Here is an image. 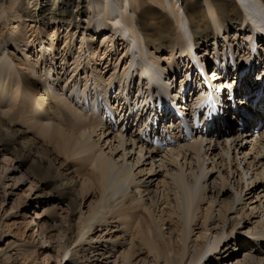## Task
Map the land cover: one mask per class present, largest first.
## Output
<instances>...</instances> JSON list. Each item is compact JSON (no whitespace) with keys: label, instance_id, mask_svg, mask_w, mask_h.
Returning <instances> with one entry per match:
<instances>
[{"label":"bare ground","instance_id":"1","mask_svg":"<svg viewBox=\"0 0 264 264\" xmlns=\"http://www.w3.org/2000/svg\"><path fill=\"white\" fill-rule=\"evenodd\" d=\"M70 28L72 30L69 31ZM32 30H36L34 32L37 34L29 35ZM76 35L79 37L76 38ZM97 37L102 41L94 48L89 43L99 39ZM75 38L78 39L77 42L81 40L79 49L73 52ZM120 38L123 43L117 40ZM59 43L64 45L62 51L57 47ZM31 46L41 48L40 52L37 51L39 54L30 56ZM263 46L264 0H89L88 3L86 0H0V104H7V108L14 110L19 99L29 100L28 104L21 101L22 105L18 106L17 112L9 121L0 118V144L22 162H32L28 168L31 175L48 185L61 201L68 203L73 212L77 211L83 190L75 188V179L68 173L70 168L66 165L67 160L58 161L60 167L64 166L63 169L68 167L65 171H59L56 176L51 174L55 161L44 148L46 143L43 144L37 136L30 137L21 129V124L39 121L42 123L38 127L39 135L53 143L59 155L92 167L87 176L98 192L95 206L90 208L88 215L73 224L72 231L70 226L72 237L57 252V264H62L63 258L67 259L69 255L74 264H100L102 256L105 260L108 259L106 254L111 252L108 247L110 244L101 249L98 242L101 237L97 238L93 233L99 224L113 215L128 219L139 218L137 228L141 229L138 235L142 245L164 264H210L211 256L216 253L227 255L231 239H238L235 228L241 222L234 223L231 231H226L223 225L219 231L214 230L208 239L211 226L208 223L213 219L214 205L221 189L227 185L226 179L220 178V184L215 179L214 193L217 195L212 194L208 198L207 189L210 185L204 183L206 159L201 160V155L204 152L205 138L207 135L209 138V134H217L223 138L237 129L235 133L239 135V142L244 139L238 125L241 117L248 123L244 132L255 134L257 144L264 148V57L260 53ZM21 53L26 56L23 58ZM202 53L203 58L200 57ZM60 56L61 62L71 59L72 66L74 65L71 77L63 88L71 91L70 97L73 96L74 101L57 92L60 77L57 78L56 61ZM240 59L241 62L238 61ZM235 61L240 65H235ZM212 62L219 65L228 77L243 73L240 81L237 77L230 86V94L220 92V88L219 93L214 91L215 86H219L216 85L217 82L226 84L230 78L221 77L216 68L212 78L207 72L208 69L211 72L210 67H214ZM185 67L184 73L182 68L185 70ZM107 68L113 71L108 78L104 73ZM25 71L40 80L34 81ZM81 72L85 77L77 80ZM258 74L263 77L261 82L256 79ZM47 75L51 77V81L45 79ZM174 75L182 78L180 91L175 85L177 83L168 81V77ZM48 81L52 83L51 87H45ZM189 84V93L195 92L194 97H197L195 101L191 98L189 105L200 104L197 122L203 125H200L196 134L180 135L181 131H185V121H171L170 126L164 127L169 128L170 133L173 129L177 130L171 137L168 136L167 141V136L160 133L159 125H165V121L170 118L168 116H176L173 110H177L181 116L188 115L189 106H180L178 101L190 88L186 89ZM253 89H258L257 95L252 93ZM7 96L13 99L10 104L4 100ZM211 96L216 99L218 110L207 117L205 105L209 103ZM113 98L120 103L115 111L113 108L112 111L107 109L109 100ZM86 106L90 108V112L86 110ZM152 108L156 111L151 110ZM25 111L33 115L34 119H28ZM5 114L10 116V111ZM112 114L125 129L126 126H137L139 129L141 124L142 127L145 126L144 131L139 132L145 134L144 138L139 137L133 141L134 137L130 134L129 140L133 146L140 143V148H143L140 152L143 153L144 144L153 138V149H149L153 160L155 150L168 145L161 162L165 163L163 167L169 168L167 176L171 182L167 177L162 180V200L165 207L160 216L155 213L157 207L153 211L152 205L144 204L143 193L147 189L143 191V182L137 181L135 166L125 163V154L119 160L114 158L113 152L118 147L107 153L101 144L110 139L111 126H116L111 119ZM45 117L50 122L43 123L42 119ZM115 132L119 148H124L128 143L125 141L124 131L120 127ZM229 140L231 142L227 141L228 145L233 143V139ZM254 148H257L256 144L252 150ZM256 154H262L259 148ZM191 155L193 157L189 168L181 161L190 160L188 157ZM255 178H264V169ZM239 194L230 200L221 201L218 216L224 224L227 213L238 202ZM205 202L208 203L206 209L202 206ZM3 203H0L1 207ZM18 206L21 205L18 203ZM236 214L241 216L239 212ZM36 215L35 220L41 217L38 212ZM165 221L173 226L168 229L169 237H166L164 231L167 226ZM197 227H200L201 233L193 241ZM13 233L10 226L2 227L0 244L6 234ZM244 233L250 237L249 240H244L247 246L251 249L261 247L264 243V222L259 221L249 234ZM24 235L25 232L20 237L23 239ZM38 235L43 239L45 232ZM14 237L17 238V234ZM29 238L34 242L35 233ZM26 240L23 242L32 243ZM16 244L13 241L6 244V247H0V264H19L22 252H26L21 259L25 263L37 253V248L27 253L21 248L23 245ZM45 245H41V249H47ZM74 245H77L76 250L72 251ZM104 250L107 252L103 253ZM234 251L226 259L231 260ZM130 253L122 255L123 264H130L131 258H135ZM253 254L247 253L243 260L230 263L258 264ZM36 257L30 259V264L37 261ZM48 257L50 256L44 258L43 264L54 262H50ZM76 258L82 261L77 262Z\"/></svg>","mask_w":264,"mask_h":264},{"label":"rangeland","instance_id":"2","mask_svg":"<svg viewBox=\"0 0 264 264\" xmlns=\"http://www.w3.org/2000/svg\"><path fill=\"white\" fill-rule=\"evenodd\" d=\"M86 1L87 3L89 2V0H86ZM28 30H31V29L29 28ZM62 30L64 29L62 28ZM70 30L72 29L70 28L69 31ZM34 31L36 30H32V32L30 31L29 35L31 34H33V36L36 35L37 33ZM64 33H66V31H64ZM101 35H98V36L100 37ZM78 37L79 35H76V38ZM76 38L74 39L73 44H72L73 52H75L76 49H79L80 47L79 43L81 39L77 42L78 39L76 40ZM117 40L121 41V38ZM101 41L102 39L99 38V39L90 41L89 44H93L94 48H96L100 45ZM119 41H117V43H119ZM121 43L123 42L121 41ZM57 47H59V51H62L64 45H61L59 43L57 44ZM37 48L38 46L36 47V49L33 46H31V50L29 51L30 56L32 55L36 56L37 54H39L37 51L40 52L41 48H38V50ZM13 49L15 48L13 47ZM260 53L261 55L263 54L262 56L264 57V46H263V49L260 51ZM203 55L204 54L202 53L200 57L203 58ZM21 56L24 58L26 54H24L23 56V54L21 53ZM61 58L62 57L60 56L56 61L57 63L56 73H58L57 78L60 77V82H59L57 92L62 95H65V97L69 98L71 101H74L75 98L73 96L70 97L71 91L63 89L65 87V84L71 77L70 73L73 71L74 65L72 66L71 59H67L66 62L65 61L61 62L62 61L60 60ZM238 61L241 62V59ZM211 65L214 67H210L211 72H209V69L207 72L210 73L212 78L214 77L213 75L215 74V68H216L217 74L219 73L221 77H224V79L230 78V80L226 84H219L217 82L216 85H219V86H215L214 91L216 93L219 88L221 90V89H224L225 87H230L232 84L235 83L236 78L233 79L232 76L228 77L226 74H224V72L221 71V67H219V65H216V63L214 64V62H212ZM10 66L12 67V65ZM61 66L63 68H61ZM206 67L209 68L208 65ZM103 69H105V67H103ZM182 69H183V72L185 73L186 67H185V70L184 68ZM40 70L41 69L39 68V71ZM109 71L110 73L108 74ZM111 72L113 73V71H111L109 68L105 70L104 73L107 76V78L110 76V74H112ZM195 72H198V71L195 69ZM25 73H27L29 77H31L34 81L40 80L38 77L31 75V73L28 71H25ZM84 77H85V74L81 72L77 76L76 79L80 80L81 78L83 79ZM262 78L263 77H261V79ZM45 79H49V81H51V77L48 75L45 76ZM181 79L182 78H178L177 75L176 77L175 75L168 77V81L169 82L174 81V84L177 83L175 85L178 87L182 83ZM49 81L46 83L45 87H51L50 85H52V83ZM186 89H187V92L185 91L184 93L185 95H183V97H180L179 99L180 106H183V105L185 106L187 104H190L192 100L191 98H194V101L197 98V97H194L196 95L195 92L193 94L189 93L191 91L190 84L188 85V87H186ZM194 90H196V87L194 88ZM179 91H180V87H179ZM226 93L230 94L231 90L230 91L226 90ZM184 96L186 97V99H184ZM10 97L11 96L4 97V100H7L9 104L13 101L12 98L9 99ZM232 97H233V94L231 95V98ZM208 100H209V103L205 106H209V110L211 109L213 110L214 102H216V100L213 96L209 97ZM21 101H23V103L26 102V104H28L29 102L28 99H22V100L19 99L17 102V106L14 108V110H10L9 108H7V104H0V118L4 119V121L6 122L9 121V118L17 112L18 106H20V104L22 105ZM119 104H120L119 101L113 98L109 100V105H108L109 108L107 109H111L112 111V108H113V110L115 111V109H118ZM86 110L89 111L90 108L86 106ZM151 110L156 111L155 108H152ZM7 111L8 112L10 111V116H7L5 114ZM25 116H29L27 117L28 119H30V117L31 119H34L32 118L33 115L26 113V111H25ZM111 116H112L111 119L114 121L116 126H111L112 134L110 136V139L108 141L105 140L106 143L101 142L103 148H106L105 152L110 153L111 149H116L118 147V149L113 152V156L116 160H119L125 154L124 155L125 160H126L125 163L127 162L128 165L135 166L134 173H136L137 175V181L138 182L141 181V183L142 182L144 183V184L140 183L141 185L145 186L142 188L143 191L147 189V191L143 193L144 204L147 203L148 206L152 205L153 211H155L157 207L155 213L156 215H159V214L161 215V212L163 208L165 207L163 204V200H162V194L164 190L162 180L163 178L167 177V179H169V182H171L170 178L167 176V171L169 170V168L163 167V164L165 163L161 162L162 158H164L165 156V153H166L165 149L166 147H168V145L163 146L161 148H157L155 152L153 153V157H154V160H153L151 157L152 152L149 150V149H153L152 143H151V142H154L153 138H150L151 141L149 140L147 144H144L143 153L140 152L143 149V148L142 149L140 148L141 144L137 142V144L133 146L132 143L130 142L131 139L129 138L131 135L134 137L133 138L134 140L132 139L133 141H136V139H138L139 137L144 138L145 134H141L139 132L144 131L145 126L142 127V124H141L142 130L139 129L140 127H137V126L135 127L126 126L127 129H125L123 127L124 125H121V123H117L118 119L115 118V115L112 114ZM168 117L170 118H168V120L165 121L164 123L165 125L163 126H161V124L159 125L161 127L160 133H163L162 135L167 136V141H168V136L171 137L173 135V132L176 131L177 129L175 130L173 129L172 133H170L169 128H166V127L170 126L171 121L175 122V120L181 119L175 116H173V118L172 116H168ZM189 119H191V117ZM42 120H44L42 121L43 123L50 122V120H48L47 117L43 118ZM178 122L179 121H177L176 124H178ZM193 123L191 122L190 124H193ZM29 124L31 123L28 122V124L26 125H29ZM41 124L42 123H40L39 121L38 122L36 121L34 123L32 122L31 124L32 126L31 125L30 127L27 126L28 128L26 127L25 124H24L25 126L21 124V129L27 132L30 137L37 136V138L39 137L41 139L43 144L46 143L44 148L47 151H49V154L52 155L51 158L54 159L55 161L54 162L55 168L53 167L51 174L54 173L53 175L56 176L59 174V171L61 172L65 171V169L68 168L66 167V165H69L70 170L68 173L71 177H74L75 179V188H77L78 190H83V196L79 198L80 207L77 209V211L73 212L72 208L70 209L68 207V203L61 201L56 196V194L51 191V188L48 187V185L43 184V182H41L40 179L31 175V173L28 171V168L30 165H32V162H27V163L22 162V160L17 158V156L13 152L4 150V147L2 146V144H0V203L2 201L4 202L3 203L4 205L2 207L0 205V230L2 229V227L6 228L7 226H10L11 231L14 232L13 233L14 235L6 234V236L3 237L4 239L2 240L0 247L1 246L6 247V244L14 241L17 243L16 246L23 245L21 248L27 251V253H30V251L32 252L33 250L37 248V253H36L37 257L36 255L33 256L34 258L36 257V260H37L35 262L36 264H41L47 255L50 256L48 257L50 258V262L54 261L51 264H54V263L57 264L56 263V258L58 255L57 252H59L60 249L63 247V245H65L64 243H66L68 239L72 237L71 231H72L73 224L75 225L76 223H78L81 217L85 215L87 216L90 208H93L95 206L94 204L96 202V199L98 198V194H97L98 192H96L95 187L90 183V180L88 179V176H87V174L92 171L91 170L92 167L89 164L84 165V164L79 163L78 161H75V160L72 161V159L71 160L66 159L64 156L59 155L58 150L56 149L55 145L53 143H50L49 140L39 135L38 127ZM200 125L196 127H191L187 125L184 129L185 131H181L180 135H184V134L187 135L189 133L196 134L198 133V129L201 127ZM120 127H121V130L124 131L123 135H124L125 141L128 142L124 145V148H119V142L116 141L115 139L117 135L115 130H118V128ZM236 131L237 129H234L230 134L224 135L223 138L220 136H217V134L216 135L209 134V138L207 135L208 139L205 138V142H204L205 146L203 147L204 152L201 155V160L206 159L204 161V167L206 169V178L204 180V183L210 185V187H208L207 189L208 198L210 199L212 197L211 196L212 194H214V196L217 195L216 193H214L216 192L215 190L216 188L214 189L215 179L218 182L217 184H220L221 179L224 178L226 179V185H227L225 188L221 189V194L217 198V202L214 205L213 219H211L210 222L208 223V225L211 224V226L209 227L210 231L208 232V239L211 238V233L214 232V230L219 231L220 228H223V225L226 231H231L234 223H237V221L241 222L238 226H236L237 229L235 228V233H237L238 239H236V237L231 239L232 241L229 246L230 250L227 253V255H230L232 254V251L235 250L233 253L232 259L231 260L226 259L227 255L223 256L222 255L223 253L220 254L219 252V253H216L215 256H211V260L213 261V263L211 261L210 264H225V262H227L226 264H229L232 261L233 263H236L237 261L243 260L245 257H247V253H250V254L254 253L253 255L255 256V260L257 259L256 261L258 262V264H264V243L262 244L261 247L255 246L256 247V248L254 247L255 249H251L250 246H247V242L244 241V240L250 239V237L246 235L244 232H247V233L249 231L251 232V229L253 228L254 224L258 223L259 221L264 222V215H263L264 214V180H263L264 178H260V179L255 178L257 174L261 173L264 169V167H262V163H264V148L261 147V145L257 144V140H256L257 136H255V134H250V133L248 134V132H243L244 134L243 136H245V138L244 139L242 138L239 142V140L237 139L239 135L235 133ZM234 135L236 137V138L234 137L235 139L233 138ZM228 138L233 139V143H230L228 145L227 141L231 142V140H229ZM95 139L97 140L98 137H95ZM235 140L236 142H234ZM254 144H256L257 148H254L255 150H252ZM258 148L262 152L261 154L262 156L259 155L260 157L257 156L256 154L258 152ZM139 152H140V155H139ZM141 154L143 155L141 156ZM35 156H38V154H36ZM192 157H193L192 155L191 157H188L190 158V160H187V161L186 160L183 161L182 159L181 163L186 164L185 166L190 168L189 164H190V161L192 160ZM64 160L65 161L67 160V164L65 165L66 168L63 169L64 166L60 167L59 162H62V161L64 162ZM137 161H139V163H137ZM64 175L66 176L67 172H65ZM210 190H211V193H210ZM237 193H240L239 200L238 202L236 201V205L234 209L230 213H227V216H226L227 218L225 219V224H224L223 221L222 222L220 221V218L218 216L220 214L219 213L221 210L220 208L222 207L220 203L224 199L230 200L231 198L236 197ZM18 203L21 206H18ZM207 205L208 203L206 202L202 204L203 208L205 207L204 209H206ZM36 212H38L41 217L38 219L36 218L35 220V217L37 216ZM237 212H239V215L241 214L240 217L237 216L236 214ZM48 213H51V214L49 215ZM114 217L117 219H115ZM138 219L137 218L128 219V218H122V217L113 215V216H108L107 220H105L104 222L98 225V228L93 233V235L97 238L101 237V239H98L99 245L101 244L102 246L101 249L102 248L105 249L106 246L110 244L108 247L111 250L109 254H106V257L109 256L107 257L108 259L105 260L104 257L102 256L101 260L103 261L100 264H123V261L121 258L122 255L124 253H130V252L133 253L132 257H135L134 259L131 258L130 264L132 263L133 264H155V263L164 264L162 260H159L157 257H155L154 254H150L149 250L145 246L142 245L141 237L140 235H138L139 232L141 231V229H138L139 228L138 225L140 222V220ZM165 222L167 226H165L164 231L166 233V237H169V234H167V232L169 233L168 229L172 226V224L169 223V221H165ZM28 223H31L29 227L27 226ZM70 226H71V231H70ZM200 227L196 228V231L193 234V241L201 233ZM38 230H39V233H36ZM41 231L45 232V235H43V239H42V236L38 235L42 233ZM24 232L26 235H24L22 239L20 235L21 233H24ZM15 233L17 234V238L19 240L16 237H14L16 235ZM33 233H35V237H36L34 242L33 240L31 241L32 238H29V236L32 235ZM24 239L25 240L27 239L26 242L30 241L32 243L26 244L25 242H23ZM235 240H237V242ZM43 244H46L45 246H47V249H41V245ZM225 244H227V242ZM75 246L77 245L72 246L74 247V248H71L72 251L76 250ZM240 246H242V248ZM249 248L251 249L250 250L251 252L248 251ZM106 252L107 250L106 251L104 250L103 253H106ZM25 253L24 252L21 253L22 258ZM216 256H218L217 260L215 259ZM22 258L20 257L19 264H30L31 261L34 259V258H30L32 260L29 259L24 263L23 260H21ZM76 259H77V262L82 261V259H79V258H76ZM132 260L134 262H132ZM62 264H74L72 262L71 255H69L67 259L63 258Z\"/></svg>","mask_w":264,"mask_h":264}]
</instances>
